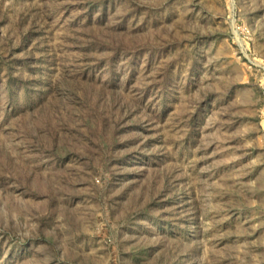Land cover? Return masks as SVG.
<instances>
[{
	"label": "rangeland",
	"instance_id": "obj_1",
	"mask_svg": "<svg viewBox=\"0 0 264 264\" xmlns=\"http://www.w3.org/2000/svg\"><path fill=\"white\" fill-rule=\"evenodd\" d=\"M0 264H264V0H0Z\"/></svg>",
	"mask_w": 264,
	"mask_h": 264
}]
</instances>
